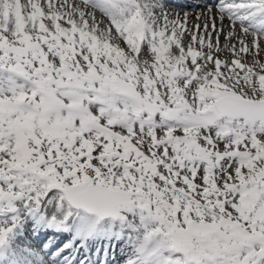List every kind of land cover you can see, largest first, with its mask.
Returning <instances> with one entry per match:
<instances>
[{
  "label": "snow or ice",
  "instance_id": "obj_1",
  "mask_svg": "<svg viewBox=\"0 0 264 264\" xmlns=\"http://www.w3.org/2000/svg\"><path fill=\"white\" fill-rule=\"evenodd\" d=\"M165 9L0 0V264H264V0Z\"/></svg>",
  "mask_w": 264,
  "mask_h": 264
},
{
  "label": "bare ground",
  "instance_id": "obj_2",
  "mask_svg": "<svg viewBox=\"0 0 264 264\" xmlns=\"http://www.w3.org/2000/svg\"><path fill=\"white\" fill-rule=\"evenodd\" d=\"M208 1V3H210V1H212V0H207ZM194 5H197L196 7H198V3H193L192 1H185V2H183V4H179V5H177L178 7H180L181 8V10L180 9H176L175 11H174V13L172 14V15H176V13L178 12H183V11H185L186 9L188 10V11H190V9L191 8H193L194 7ZM168 6V5H167ZM195 7V8H196ZM193 10V9H192ZM195 10V9H194ZM196 10H198V9H196ZM201 12V11H200ZM200 12H199V14H200ZM193 13V14H192ZM192 13L190 14V13H187L188 15H189V17H190V23H191V21H195V23H196V20H195V13L192 11ZM198 13V12H197ZM177 15H179V14H177ZM180 16V15H179ZM184 16V15H183ZM183 16H181V17H183ZM115 253L117 254L116 255V259H119V257H120V251H119V248H117L116 250H115Z\"/></svg>",
  "mask_w": 264,
  "mask_h": 264
},
{
  "label": "rangeland",
  "instance_id": "obj_3",
  "mask_svg": "<svg viewBox=\"0 0 264 264\" xmlns=\"http://www.w3.org/2000/svg\"><path fill=\"white\" fill-rule=\"evenodd\" d=\"M197 2L201 4L199 7H196V8L193 7V8L190 9V11H188V10L186 9V10L183 11V12H182V11L179 12V13L177 12L176 15L179 14L180 16H183L185 13H190V14H191L192 11L195 13L194 16L199 15V12H200L201 10L205 9L206 4H205V3H202V2L199 1V0H197ZM198 5H199V4H198ZM176 9H180V10H181V8H173V7L169 6V5H168V6L166 5V9H165V10H166L167 12H169L170 14H173L174 11H175ZM192 9H193V10H192ZM194 9H195V10H194ZM196 9H198V10H196ZM197 12H198V13H197ZM192 14H193V13H192ZM194 23H195V21H191V23H189V26L191 27V25L194 24ZM221 44H223V38H221ZM228 55H230V53H229Z\"/></svg>",
  "mask_w": 264,
  "mask_h": 264
}]
</instances>
